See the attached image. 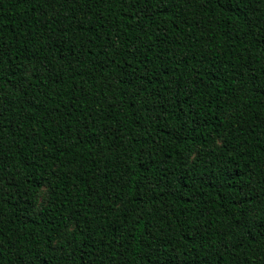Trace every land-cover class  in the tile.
<instances>
[{"label": "trees", "instance_id": "trees-1", "mask_svg": "<svg viewBox=\"0 0 264 264\" xmlns=\"http://www.w3.org/2000/svg\"><path fill=\"white\" fill-rule=\"evenodd\" d=\"M0 264H264V0H0Z\"/></svg>", "mask_w": 264, "mask_h": 264}]
</instances>
